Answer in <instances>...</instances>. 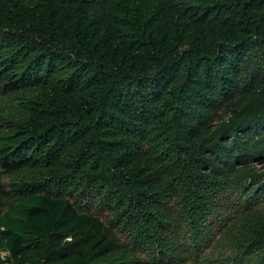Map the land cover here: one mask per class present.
Segmentation results:
<instances>
[{
	"label": "trees",
	"instance_id": "16d2710c",
	"mask_svg": "<svg viewBox=\"0 0 264 264\" xmlns=\"http://www.w3.org/2000/svg\"><path fill=\"white\" fill-rule=\"evenodd\" d=\"M0 162V264H99L109 213L163 250L172 195L200 229L264 183V0H0Z\"/></svg>",
	"mask_w": 264,
	"mask_h": 264
},
{
	"label": "rangeland",
	"instance_id": "374dc122",
	"mask_svg": "<svg viewBox=\"0 0 264 264\" xmlns=\"http://www.w3.org/2000/svg\"><path fill=\"white\" fill-rule=\"evenodd\" d=\"M231 167L222 172L227 195L223 199L225 193L212 191L200 229H195L192 219L187 220L177 195L163 200V214L171 219L169 244L163 250L150 249L146 239L134 238L131 230L120 228L117 215L109 213L103 219L116 233L119 251L113 256L102 255L96 261L99 264H264V245L244 240L253 235L252 223L239 220L244 212L256 210L264 214V183L254 186L248 178L242 186H237L244 174L236 166ZM252 169L256 175L262 173L264 179V162L253 164ZM8 171L0 162V211L1 203L13 188Z\"/></svg>",
	"mask_w": 264,
	"mask_h": 264
}]
</instances>
